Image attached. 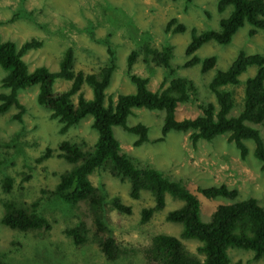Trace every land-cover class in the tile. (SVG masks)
<instances>
[{
  "label": "rangeland",
  "instance_id": "1",
  "mask_svg": "<svg viewBox=\"0 0 264 264\" xmlns=\"http://www.w3.org/2000/svg\"><path fill=\"white\" fill-rule=\"evenodd\" d=\"M216 4L217 0H0V35L3 40L15 42L18 48L32 38L42 42L23 55L30 71L41 65L51 71L57 70L64 50L72 47L75 69L91 73L104 66L109 59L107 47L92 38L87 28L93 25L95 28L92 31L96 37L109 34L116 53L117 68L106 90L107 98L114 99L120 93L136 90L127 75V56L132 49H139L146 42L157 48L171 44L174 49L171 63L175 67V75L193 79L198 90L196 99L178 105L176 115L178 119L192 118L201 114L199 104L216 103L215 95L208 85L218 69L228 68L241 50L264 55V30L251 36V27L246 24L238 29L229 44L219 45L210 41L196 52L201 58L216 55L215 68L202 73L198 64L183 66L189 59L185 48L192 37L191 28L195 27L198 32L219 29L220 18L227 16L232 9L228 7L219 13ZM173 17L179 18L188 29L182 33L166 32L165 26ZM256 70V66L248 67L240 75V83L230 87L235 95L230 116L240 112L245 81ZM131 72L148 78L149 88L158 90L166 70L153 62H145L141 54ZM4 75L5 71L0 68V90H3L1 79ZM69 85L68 80L57 78L54 88L61 91ZM38 90V85H31L19 91V99L27 109L22 122L12 118V114L17 112L15 107L0 114V264L145 263L142 249L150 244L154 235L163 232L179 236L182 225L168 221L166 215L183 202L166 194L165 208L156 212L147 222L141 223L142 209L154 204L153 195L143 190L139 199H133L129 195L130 184L127 181L113 177L107 170L98 169L90 175L92 182L104 187L108 199L117 195L132 207L131 216L126 218L113 209L110 203L107 204L114 235L124 248L136 250L138 256L129 255L110 263L98 243L91 242L92 238L84 245H75L71 238L63 234V229L84 221L92 236L96 226L89 206L79 202L68 207L46 191L55 187L60 173L72 167L71 163L57 156L58 143L66 139L90 149L98 134L91 126V115L61 134L58 119L52 118L51 111L38 104ZM82 90L86 97H91V89L87 84ZM73 99L77 101L76 96ZM163 118L162 110L134 108L127 123L131 126L141 122L148 126L149 141L136 146L134 141L137 135L115 126L114 134L120 142L121 151L139 166L154 167L194 192L201 200L200 218L203 221L210 220L218 204L231 200L224 197L206 198L200 193L201 187L226 184L238 189L237 200L255 197L264 207V170L260 160L254 156L253 140H244L248 148L245 158L241 157L234 143L228 142L227 134L218 135L212 141L200 140L196 145L190 140V132L171 131L163 140H158L162 135ZM246 124L257 128L264 139V125ZM46 147H51L53 154L37 162L36 158ZM7 175L13 178L9 192L3 187ZM38 198L40 212L52 223L50 231L20 232L2 224L3 201L29 205ZM183 242L190 254L200 256L197 240L183 239ZM43 252L47 253L49 260L41 259ZM229 256L230 264L238 261L240 264H264L262 259L254 258L252 251L230 248Z\"/></svg>",
  "mask_w": 264,
  "mask_h": 264
},
{
  "label": "trees",
  "instance_id": "2",
  "mask_svg": "<svg viewBox=\"0 0 264 264\" xmlns=\"http://www.w3.org/2000/svg\"><path fill=\"white\" fill-rule=\"evenodd\" d=\"M216 7L219 13H223L228 7L232 9L227 16L220 18L219 29L198 32L195 27L191 28L192 37L185 48L189 59L183 64L184 67L198 64L201 72L205 73L215 68L217 63L216 55L201 58L196 54L205 43L214 41L219 45H227L238 29L246 24L251 27V36L264 30V0H217ZM87 28L92 38L104 43L109 55L108 62L91 73L75 69L72 47L64 50L57 70L51 71L41 65L30 71L23 55L42 42L32 38L18 48L15 42L3 40L0 35V68L5 71L1 79L3 90H0V114L15 107L17 112L12 114V118L22 122L27 109L19 99V91L38 85L37 102L51 111L52 118L58 119L61 134L88 115L92 116L91 126L98 134L90 149L66 139L58 143L57 156L71 163L72 167L60 173L55 187L46 192L68 207L79 202L86 203L96 226L95 233L91 236L85 222L79 221L65 227L63 234L77 246L84 245L92 238L91 242L98 243L102 254L110 263L129 255L138 256L136 250L124 248L119 243L113 233L107 210V204L110 203L118 213L129 218L132 214L131 205L125 204L117 195L108 199L104 187L95 185L90 179L94 171L102 169L121 181H127L130 184L131 198L139 199L143 190L153 195L154 204L142 209L141 223L147 222L156 212L165 208L166 194L183 202L166 215L168 221L182 225L179 236L163 232L154 235L150 244L142 249L145 257L143 264H230V248L252 251L255 259L264 261V207L255 197L237 200L238 189L226 184L201 187L200 193L206 198L224 197L231 200L218 204L210 220L203 221L200 218L201 200L194 192L154 167L134 163L127 153L121 151L120 142L114 134V127L121 126L137 135L134 144L139 146L149 141L148 126L141 122L128 125L129 115L134 108L162 110V135L158 140H163L171 131L190 132V140L196 145L200 140L212 141L218 135L227 134L228 142L234 143L241 157L245 158L248 148L244 140L251 139L254 142V156L260 160L264 170V139L257 128L246 124L250 122L264 125V55L239 51L228 68L218 69L209 82L208 86L215 95L216 103H201V114L178 119V105L196 99L198 90L193 79L175 75V67L171 63L173 46L166 44L157 48L146 42L139 49H132L127 56V75L135 85V92L120 93L115 99L107 98L106 90L117 68L116 53L109 34L96 37L92 31L95 27L88 25ZM187 29V25L177 17L171 18L165 26L168 33H182ZM141 54L145 62H153L166 70L158 90L149 88L148 78L131 72ZM250 66H256L257 70L245 81L240 112L230 116L235 105L234 91L230 87L240 83V75ZM57 78L68 80L69 87L56 91L54 87ZM85 84L91 89V97H86L82 90ZM74 96L77 97L76 102ZM53 152L51 147H46L36 161L42 162ZM12 183L13 178L5 176L3 187L6 192L11 191ZM3 207L1 222L13 230L48 232L52 229L50 219L39 210V198L29 205H17L14 201L5 200ZM183 239L197 240L200 256L190 254ZM41 257L45 261L49 260L45 252ZM236 264H240V261Z\"/></svg>",
  "mask_w": 264,
  "mask_h": 264
}]
</instances>
